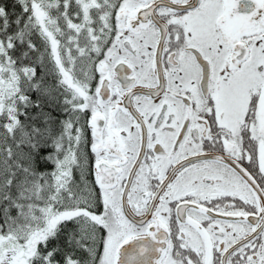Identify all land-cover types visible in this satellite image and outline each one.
Segmentation results:
<instances>
[{
	"label": "snow or ice",
	"instance_id": "1",
	"mask_svg": "<svg viewBox=\"0 0 264 264\" xmlns=\"http://www.w3.org/2000/svg\"><path fill=\"white\" fill-rule=\"evenodd\" d=\"M0 264H264V0H0Z\"/></svg>",
	"mask_w": 264,
	"mask_h": 264
},
{
	"label": "trees",
	"instance_id": "2",
	"mask_svg": "<svg viewBox=\"0 0 264 264\" xmlns=\"http://www.w3.org/2000/svg\"><path fill=\"white\" fill-rule=\"evenodd\" d=\"M13 0H7V3L9 4V6L11 7ZM18 11V9H16Z\"/></svg>",
	"mask_w": 264,
	"mask_h": 264
}]
</instances>
